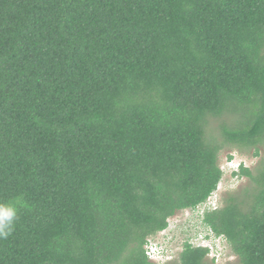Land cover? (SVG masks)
<instances>
[{
    "label": "trees",
    "instance_id": "16d2710c",
    "mask_svg": "<svg viewBox=\"0 0 264 264\" xmlns=\"http://www.w3.org/2000/svg\"><path fill=\"white\" fill-rule=\"evenodd\" d=\"M225 146L264 147V0H0V264H152ZM232 176L250 187L201 224L264 264V160ZM207 255L186 243L178 264Z\"/></svg>",
    "mask_w": 264,
    "mask_h": 264
},
{
    "label": "rangeland",
    "instance_id": "374dc122",
    "mask_svg": "<svg viewBox=\"0 0 264 264\" xmlns=\"http://www.w3.org/2000/svg\"><path fill=\"white\" fill-rule=\"evenodd\" d=\"M232 120L231 116H223L221 118H211L207 126V134L209 137L221 140L220 126L222 124L229 125ZM255 150H241L238 148L225 146L220 152L218 164L223 172V177L218 185L217 190L212 194L209 200H216L218 208L224 198L229 195L239 196L244 192V189L250 187V182L245 177H234L232 172L237 171L240 165H243L250 170H253L258 163L264 160V147L259 149V155L254 156ZM231 156V160L228 157ZM200 212H190L188 210L179 212L163 234L156 236V240L164 245L167 254L171 257V261L158 264H178L179 254L181 253L184 244L193 240L194 236L205 232L206 227L201 224ZM221 248L223 249V260L220 264H238V259L235 257L225 240L221 238ZM210 261V259H207Z\"/></svg>",
    "mask_w": 264,
    "mask_h": 264
},
{
    "label": "clouds",
    "instance_id": "9594fccd",
    "mask_svg": "<svg viewBox=\"0 0 264 264\" xmlns=\"http://www.w3.org/2000/svg\"><path fill=\"white\" fill-rule=\"evenodd\" d=\"M239 168V167H238ZM234 172H238V170L237 171H234ZM234 172H232V173H234ZM210 199V198H209ZM207 200L204 204H202V205H200V206H198V207H201V206H203V205H206L207 203H208V201H210V200ZM214 199V198H213ZM213 199H211V200H213ZM216 201V200H215ZM217 201H216V207H215V209H213L214 207L213 206H208L207 208H206V206H204L205 207V211H204V213L205 212H208V211H213V210H217L218 209V205H217ZM197 207V208H198ZM197 208L194 210V211H191V210H188V211H190V212H196L197 214L199 213L198 211H197ZM220 208V207H219ZM204 213L203 214H199V216L200 217H202L203 215H204ZM178 214V213H177ZM176 214V215H177ZM15 215H16V211H15V208L14 207H11V206H8V205H3V206H0V236H6V235H8V230H9V226H10V224L12 223V221L14 220V218H15ZM173 217H175V215L173 216ZM173 217H171L169 220H168V224H170V220L172 221V219H173ZM165 231V230H164ZM164 231H162V232H159V233H157L156 235H153V236H150L149 238H153L154 240H155V242L157 243V247H159V248H161V251H162V253H161V255L163 256V263H167V262H169V261H171V257L169 256V254H167L168 252H166V250H165V248H164V245H162L161 243H159L157 240H156V236H158V235H161V234H163V232ZM209 232H212L210 229H208V228H206L205 229V232H203V233H199V234H197L196 236H194V238H193V240L195 239V238H197L198 236H204L205 237V239L211 244V246L213 247V250L214 251H216V252H218L219 251V249H220V251H221V253H222V255H223V249L221 248V238L223 239V237H217V236H215V234L213 233V236H214V239H211L209 236H207V233H209ZM218 239V241H216ZM192 242V241H191ZM191 242H189V244L191 245V246H193V247H196V246H194V245H192L191 244ZM146 243H147V241H146ZM146 245V244H145ZM145 245H144V250H145ZM198 248H203V247H198ZM205 249H208V248H205ZM146 254V253H145ZM208 255H209V249H208ZM207 255V259H210L209 258V256ZM149 260V259H148ZM210 261L213 263V261L210 259ZM150 262V261H149ZM152 264H156V263H153V262H151ZM214 264V263H213Z\"/></svg>",
    "mask_w": 264,
    "mask_h": 264
},
{
    "label": "built area",
    "instance_id": "2783aa9c",
    "mask_svg": "<svg viewBox=\"0 0 264 264\" xmlns=\"http://www.w3.org/2000/svg\"><path fill=\"white\" fill-rule=\"evenodd\" d=\"M204 206H206V208L208 206H213L214 207L213 209H215L216 201L210 200V201H208V203L206 205L198 207L197 211L200 212V214H203L204 211L206 210ZM207 236H209L211 239H214L212 232L207 233ZM216 241H218V239ZM191 244L196 246V247L208 248L209 249V255L208 256L213 261L214 264H220L221 263L220 260H223V255H222L220 249L218 252L214 251L213 247L205 239L204 236H201V235L198 236L197 238L192 240ZM145 253H146V256L148 257L150 262H153L156 264L163 263V256L161 255V253H162L161 248L157 247V243L155 242V240L153 238L147 239V243L145 245Z\"/></svg>",
    "mask_w": 264,
    "mask_h": 264
},
{
    "label": "flooded vegetation",
    "instance_id": "af4514ba",
    "mask_svg": "<svg viewBox=\"0 0 264 264\" xmlns=\"http://www.w3.org/2000/svg\"><path fill=\"white\" fill-rule=\"evenodd\" d=\"M176 215V214H175Z\"/></svg>",
    "mask_w": 264,
    "mask_h": 264
}]
</instances>
